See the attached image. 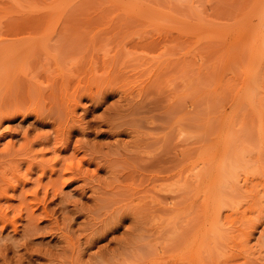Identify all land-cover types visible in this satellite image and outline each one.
<instances>
[{"label":"rangeland","instance_id":"374dc122","mask_svg":"<svg viewBox=\"0 0 264 264\" xmlns=\"http://www.w3.org/2000/svg\"><path fill=\"white\" fill-rule=\"evenodd\" d=\"M0 264H264V0H0Z\"/></svg>","mask_w":264,"mask_h":264},{"label":"bare ground","instance_id":"6f19581e","mask_svg":"<svg viewBox=\"0 0 264 264\" xmlns=\"http://www.w3.org/2000/svg\"><path fill=\"white\" fill-rule=\"evenodd\" d=\"M218 217H219V216H218ZM216 219H217V218H216ZM216 219H215V220H216ZM216 221H217V220H216ZM218 221H219V220H218ZM219 222H220V221H219ZM217 223H218V222H217ZM217 223H216V226H217ZM220 223H221V222H220Z\"/></svg>","mask_w":264,"mask_h":264}]
</instances>
